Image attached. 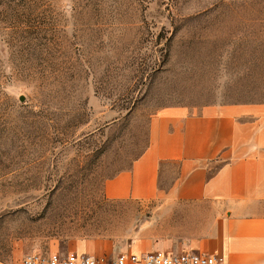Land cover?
Listing matches in <instances>:
<instances>
[{"label": "rangeland", "instance_id": "obj_1", "mask_svg": "<svg viewBox=\"0 0 264 264\" xmlns=\"http://www.w3.org/2000/svg\"><path fill=\"white\" fill-rule=\"evenodd\" d=\"M230 105L264 108V0H0V264L131 241L103 184L150 118Z\"/></svg>", "mask_w": 264, "mask_h": 264}, {"label": "crops", "instance_id": "obj_2", "mask_svg": "<svg viewBox=\"0 0 264 264\" xmlns=\"http://www.w3.org/2000/svg\"><path fill=\"white\" fill-rule=\"evenodd\" d=\"M148 133L143 152L102 191L111 203L140 208L142 220L127 235L133 239L73 250L92 257L115 249L190 252L220 256L223 264H264V108L169 107L150 118Z\"/></svg>", "mask_w": 264, "mask_h": 264}, {"label": "built area", "instance_id": "obj_3", "mask_svg": "<svg viewBox=\"0 0 264 264\" xmlns=\"http://www.w3.org/2000/svg\"><path fill=\"white\" fill-rule=\"evenodd\" d=\"M144 263V264H223V258L220 256L183 253L180 255H167L163 253L137 255H121L117 259V264ZM23 264H99V259L89 255L70 254L61 256L54 254L49 257L37 254H28L23 259Z\"/></svg>", "mask_w": 264, "mask_h": 264}]
</instances>
